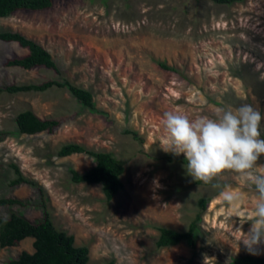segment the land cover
<instances>
[{
	"label": "rangeland",
	"instance_id": "1",
	"mask_svg": "<svg viewBox=\"0 0 264 264\" xmlns=\"http://www.w3.org/2000/svg\"><path fill=\"white\" fill-rule=\"evenodd\" d=\"M4 30L41 44L57 71L6 65L27 49L0 40L1 86L65 79L89 90L96 110L60 87L0 93V131L7 132L0 139V198L25 202L0 207L1 216L18 210L38 220L42 197L55 226L73 235L74 245L88 246L87 264H204L206 257L207 264H232L249 254L242 244L237 251L234 241L237 229L247 232L250 224L228 221L220 188L213 186L251 195L244 181L225 171L208 184L196 182L178 160L183 154L165 153L159 143L166 111L215 118L219 109L243 103L260 110L264 138V67L257 70L264 65V0H52L46 9L0 17ZM24 109L61 123L50 133H18L14 116ZM65 143L114 154L124 168L122 189L105 201L100 184L71 182L69 170L84 172L93 159L59 156ZM257 163L264 164V155ZM12 164L40 195L25 184L9 187ZM199 198L207 199L201 212ZM198 212L194 246H156L158 227L183 231ZM21 251H33L32 238L0 247V264Z\"/></svg>",
	"mask_w": 264,
	"mask_h": 264
},
{
	"label": "trees",
	"instance_id": "2",
	"mask_svg": "<svg viewBox=\"0 0 264 264\" xmlns=\"http://www.w3.org/2000/svg\"><path fill=\"white\" fill-rule=\"evenodd\" d=\"M217 4H231L243 0H211ZM52 0H0V17H7L17 10H42L51 6ZM1 41H14L19 46L27 49L24 55H12L5 60L9 66H18L23 69L44 68L57 71V65L50 53L38 42L25 37L17 31H0ZM158 65L167 70H174L163 61ZM52 87L67 89L73 97L83 106L95 111L92 94L89 90L72 84L67 80L46 79L35 83H9L0 85V93L17 92H43ZM14 122L17 132L21 134H36L42 131L53 132L61 123L58 118H40L32 110L24 109L16 113ZM136 137V133L125 130ZM7 132L0 131V139L6 136ZM74 153H82L93 159V165L84 172L70 169V181L73 183H98L105 201L111 200L114 195L122 189L120 179L124 168L121 161L111 152L94 151L77 143L62 144L57 150L59 156H67ZM186 164L185 159H178ZM14 177L9 180V187L15 188L21 184L32 187L40 195V187L32 180L22 176L18 167L14 164ZM42 198V197H41ZM40 198V199H41ZM41 216L38 220H29L18 210H11L6 216L0 215V247L15 245L24 238H32V252L21 251L16 257L9 258L3 264H87L88 246L74 245L73 235L61 230L53 223L45 202L40 200ZM207 199L199 198V212L203 211ZM25 206V202L15 197H1L0 207L3 206ZM198 215L192 219L187 228L177 231L167 227H158V237L155 244L158 248L175 245L185 242L194 246L197 233ZM232 264H264V256L242 254L231 260ZM105 264H113L108 261Z\"/></svg>",
	"mask_w": 264,
	"mask_h": 264
},
{
	"label": "clouds",
	"instance_id": "3",
	"mask_svg": "<svg viewBox=\"0 0 264 264\" xmlns=\"http://www.w3.org/2000/svg\"><path fill=\"white\" fill-rule=\"evenodd\" d=\"M264 67L257 65V70ZM262 115L258 108L243 103L234 109H219L215 118H189L179 111H166L162 117V136L159 143L165 153L185 158L186 174L194 181L208 184L225 171L239 176L248 192L230 185L220 188L218 199L225 206L226 216L239 218L240 224L249 223L247 232L239 230L234 241L237 251L242 244L251 255L264 250V164H258L264 155L261 138ZM246 211L240 214L239 208ZM209 258H205L207 264Z\"/></svg>",
	"mask_w": 264,
	"mask_h": 264
}]
</instances>
